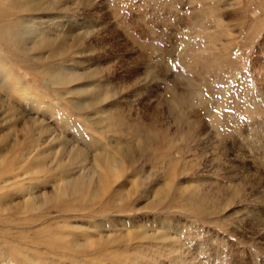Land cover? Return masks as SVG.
I'll use <instances>...</instances> for the list:
<instances>
[{
	"label": "rangeland",
	"instance_id": "374dc122",
	"mask_svg": "<svg viewBox=\"0 0 264 264\" xmlns=\"http://www.w3.org/2000/svg\"><path fill=\"white\" fill-rule=\"evenodd\" d=\"M0 72L28 86L0 87V147L28 130L51 169L0 179V209L40 196L7 229L32 214L62 233L55 249L1 236L0 264H264V0H0ZM60 159L68 209L85 207L46 200Z\"/></svg>",
	"mask_w": 264,
	"mask_h": 264
},
{
	"label": "bare ground",
	"instance_id": "6f19581e",
	"mask_svg": "<svg viewBox=\"0 0 264 264\" xmlns=\"http://www.w3.org/2000/svg\"><path fill=\"white\" fill-rule=\"evenodd\" d=\"M33 28V27H32ZM38 30V29H37ZM37 30L36 29H31V32H30V34H29V36H34L35 35V37H38V40H39V35H38V33H37ZM26 32H24V34H25ZM28 33V32H27ZM42 35V34H41ZM40 35V36H41ZM41 39H42V37H41ZM41 39H40V41H34L33 42V45H34V47H39V46H41V45H43V44H46V42H43V41H45V39L43 40V41H41ZM14 80H15V82H13L12 84H10L9 82H7L6 81V79H5V77H4V75L0 72V87H5L6 85V89H7V93H8V96L9 95H11V97H12V99H16L15 97H13L12 96V94H11V91H12V89H17L18 91V95H20V96H26L27 94H28V86L27 85H23V84H21V82L20 81H18V79H17V77H14ZM58 80H63V78L61 79V78H59ZM17 87V88H16ZM77 106V105H76ZM33 108V107H32ZM20 118V120H19V122L18 123H16V124H14L15 126H18V125H20V124H22V125H24V122H23V118L22 117H19ZM37 118V117H36ZM35 118V119H36ZM40 120V119H39ZM41 121V120H40ZM150 135V134H149ZM162 136V135H161ZM152 137V136H151ZM154 137V136H153ZM163 138V140L162 139H160V141H159V143H162V141H163V143H164V140H165V137L163 136L162 137ZM152 139V138H151ZM150 139V140H151ZM37 140V139H36ZM36 140L35 139H33V137H31L30 136V134H29V132H28V130L27 131H25L24 133H23V140H22V142H21V140L19 139V141L18 142H15L14 143V146L16 147V149L15 150H10L9 149V147L10 146H12V144L10 143V142H8V143H4L1 147H0V179L4 176V175H6V174H8V173H10V172H14V173H16L18 176L21 174H23V173H25V171L29 168V166H32V167H37V168H40V169H43V168H47L48 170L47 171H49L50 173H51V169L49 168L50 166H46L45 165V155L41 152V151H37L36 149H38L37 147V145H36V143L38 142H36ZM62 141H63V138L61 139ZM159 140V139H158ZM162 140V141H161ZM42 142H44L43 140H41ZM40 141V142H41ZM67 141H69V140H65V143L64 144H67L68 142ZM157 141V140H156ZM155 141V142H156ZM158 143V144H159ZM39 145V144H38ZM158 146V145H157ZM36 147V148H35ZM123 147H119V148H117V152L118 153H120V152H122L123 150H124V148L122 149ZM160 148V147H159ZM32 149H34V150H36L37 151V153L35 152V151H33ZM32 150V151H31ZM97 150V149H96ZM74 152H75V154L74 155H76V157H81V151L80 150H78V149H74ZM73 152V153H74ZM98 153H96V157L95 158H98V159H100V163H101V165L108 171V173L110 174V175H113V173H112V169H110V164H115L114 166H117L118 167V169H121L122 167H121V162H123V161H118L117 159H115V158H111L110 160L107 158L106 159V157L104 156H102L103 158H101L100 156V154H99V152L100 151H97ZM155 153V152H154ZM160 153V152H159ZM159 153H157V154H159ZM95 154V153H94ZM156 154V155H157ZM42 156V160H41V156ZM69 155V154H68ZM8 156V157H7ZM67 156V155H66ZM136 156V155H135ZM122 157H123V154H122V156H121V158H120V160L122 159ZM155 159V158H154ZM131 161H134L135 160V157H133V155H132V158L130 159ZM64 159H60V161L58 162V164H57V167L55 168V169H53V173L56 175V176H58V177H60V178H56V176H55V180H59V181H61L62 182V185H58V186H56V187H54V188H52L53 190L51 191V193L50 194H48L47 195V199L46 200H48V201H51L54 205H55V207H58L60 210H62V211H68V210H70V209H76L75 207H73L75 204H76V206H83V207H85L83 204H88V202H84L85 200H83V199H75V204H73L71 207H70V209H68V207H67V197L68 196H65L66 194H65V187L68 185V184H70L71 183V181H72V178L70 177L71 175L70 174H68V175H70V176H68V175H66V171H64V166L62 165L64 162ZM107 162H108V167H107ZM123 164V163H122ZM176 169V165H175V163L173 164V165H171L170 166V169L167 171V174L168 175H171L173 172H174V170ZM76 173V172H75ZM81 173V172H80ZM79 173V174H80ZM83 174V173H82ZM118 174V173H117ZM119 175V174H118ZM108 176V175H107ZM78 177H82V176H78ZM109 177V176H108ZM83 178V177H82ZM74 181H76V180H74ZM47 181L46 180H44L43 181V184H45ZM13 183V181L12 180H5V181H0V191H4L5 189H8V187L9 186H11V185H13L12 184ZM65 183H67L66 184V186L64 187L63 186V184H65ZM76 185V184H75ZM74 185V186H75ZM123 185H125V184H123ZM78 186H80V185H77V187ZM64 187V188H63ZM178 187V186H177ZM119 189H120V187H119ZM171 190H172V188H171ZM110 190L108 189L107 190V192H105V194L106 193H108ZM80 192V191H79ZM103 192V193H104ZM183 192H186L187 194H189V195H187L188 196V198H190V201H192V199H194L195 197L196 198H199L198 196H197V194L195 193H191L190 191H189V189H185V190H183V191H180V189L178 190V194H180V195H182L183 194ZM78 193V192H77ZM124 193V192H123ZM2 194L0 193V196H1ZM39 194H35V197H37ZM118 196H120L119 195V191H115L114 192V194H113V196H112V202H113V200L116 198L117 199V197ZM3 197H4V199L2 200V202H1V205L3 206V208L2 209H0V232H2V234L0 235V237L1 236H3V238H5V237H9V236H16V241H14V242H16V245H14V246H17V245H21V243L23 242V241H26V242H23L22 244H30V245H33V246H37V245H40V244H43V245H46V246H48L49 248H53V249H55V248H57V240H59V237H58V235L60 236L62 233L61 232H57L58 233V235H57V233L56 232H54V231H52L51 229H50V227L48 226V224H45L44 226H42V227H39V228H37L36 227V229L35 228H33V227H31V226H29V224H33L34 222H36L37 220H39V218H35V216H33L32 214L30 215V216H28L27 218H25V224L28 226V228L27 229H19V230H17L16 232V234H15V232L14 231H10L9 232V230L7 229V227L8 226H11V225H9V224H11L12 222H14V224H16L17 223V225H18V222H17V220L15 219V217H17L18 216V214H20V213H23L24 211H26V212H29V213H32L33 211H34V205H35V197H34V191H31V189H30V191H29V194L27 195V196H25V197H23V200L25 199V201L24 202H26V205H23L22 204V198L19 196V195H17L16 193H7V194H4L3 195ZM34 197V198H33ZM38 197H40V196H38ZM21 198V199H20ZM43 198V197H42ZM41 199V198H40ZM39 199H37V201H38ZM30 201H33V203H30ZM36 201V202H37ZM55 201H58V205H57V203H55ZM189 201V200H188ZM201 201V203L204 205V201H202V199L200 200ZM41 202H43V201H41ZM44 203V202H43ZM110 204H113V203H108V202H106L104 205L103 204H101V206H100V208L99 209H105L104 208V206H108V205H110ZM201 204V205H202ZM206 204V203H205ZM148 205V204H147ZM148 206H150V204L148 205ZM36 208V207H35ZM88 208V207H87ZM105 211V210H104ZM100 214H103V213H105V212H103V211H100L99 212ZM1 214H3V215H1ZM18 219V218H17ZM23 224V223H22ZM32 229V231H31V229ZM14 233V234H13ZM85 234V233H84ZM84 234H82L83 236H84ZM98 236V235H97ZM96 236V237H97ZM100 237V236H99ZM145 236H142L141 235V238H144ZM147 237V236H146ZM156 237V236H155ZM161 237V236H160ZM160 237H158V238H160ZM62 238V237H61ZM151 238H153L152 236H151ZM12 239H13V237H12ZM163 239H167L165 236H164V238ZM9 240V239H8ZM11 240V239H10ZM14 240V239H13ZM12 240V241H13ZM63 241V240H62ZM67 241V240H66ZM70 241V240H69ZM98 242H99V244L101 245V246H104V243H105V241L104 240H102V239H98L97 240ZM4 241H2L1 243H3ZM8 242V241H7ZM10 242V241H9ZM71 243H74L75 241H70ZM62 243V242H61ZM65 243H67V242H65ZM7 244V243H6ZM63 245H64V243H63ZM78 245V244H77ZM7 246V245H6ZM18 246V247H19ZM1 247V246H0ZM12 248H14V252L13 253H15L13 256L14 257H18V255L21 253L20 251H18V250H16V248L15 247H13V246H11ZM2 248H3V246H2ZM1 248V249H2ZM60 248V247H59ZM64 248V247H63ZM4 249V248H3ZM7 249V248H6ZM11 248H9V249H7V250H10ZM4 251H5V249H4ZM3 251V252H4ZM17 251L18 252H20L19 254L17 253ZM1 252V251H0ZM24 254H27V252L25 251L24 252ZM5 255H7V254H5Z\"/></svg>",
	"mask_w": 264,
	"mask_h": 264
},
{
	"label": "snow or ice",
	"instance_id": "6c2138e0",
	"mask_svg": "<svg viewBox=\"0 0 264 264\" xmlns=\"http://www.w3.org/2000/svg\"><path fill=\"white\" fill-rule=\"evenodd\" d=\"M225 111H228V109H225Z\"/></svg>",
	"mask_w": 264,
	"mask_h": 264
}]
</instances>
